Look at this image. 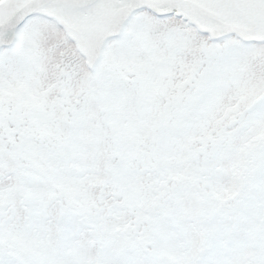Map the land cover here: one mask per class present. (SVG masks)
Returning <instances> with one entry per match:
<instances>
[{
    "label": "snow or ice",
    "instance_id": "1",
    "mask_svg": "<svg viewBox=\"0 0 264 264\" xmlns=\"http://www.w3.org/2000/svg\"><path fill=\"white\" fill-rule=\"evenodd\" d=\"M0 264H264V0H0Z\"/></svg>",
    "mask_w": 264,
    "mask_h": 264
}]
</instances>
